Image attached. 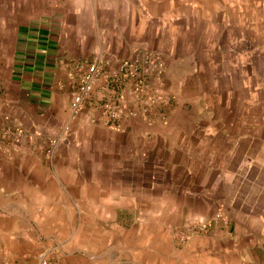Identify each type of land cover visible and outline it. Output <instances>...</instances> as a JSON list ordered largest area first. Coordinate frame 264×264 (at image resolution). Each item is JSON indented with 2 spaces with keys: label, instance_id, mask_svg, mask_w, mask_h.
<instances>
[{
  "label": "crops",
  "instance_id": "0c3cea01",
  "mask_svg": "<svg viewBox=\"0 0 264 264\" xmlns=\"http://www.w3.org/2000/svg\"><path fill=\"white\" fill-rule=\"evenodd\" d=\"M142 47L167 120H77L48 161L85 62ZM0 237L12 264H264V0H0Z\"/></svg>",
  "mask_w": 264,
  "mask_h": 264
},
{
  "label": "rangeland",
  "instance_id": "374dc122",
  "mask_svg": "<svg viewBox=\"0 0 264 264\" xmlns=\"http://www.w3.org/2000/svg\"><path fill=\"white\" fill-rule=\"evenodd\" d=\"M93 61L101 64V73L96 78L91 93L83 101L76 114L73 109L74 95L83 83L87 73V65ZM165 72L166 60L164 56L148 47L136 49L130 56L121 59L116 64L101 54H96L91 60L86 61L79 83L75 84L70 91L69 115L60 133L47 141L45 151L47 160L50 162L53 160L61 141L71 132L73 123L77 120H82L85 125L90 126L95 124L119 126L126 123L127 120L140 119L145 125H150L154 120V114H158L160 120L165 122L168 111L174 103V96L166 92ZM101 81H104L103 85L108 91L100 99L98 97V85ZM88 108L93 115L94 113L99 114V117L87 115L85 110ZM65 127H69V129H65ZM53 141H56L57 144L53 153L50 154L49 149L52 147ZM221 213H216L214 218L219 219L218 216ZM200 221L204 220L195 217L189 219L185 226L176 232L177 241L184 245L178 239L179 231L186 230L189 225L192 227L193 224H198ZM198 232L203 231L197 230L196 233ZM5 240V237H0V264H12L10 254L5 251ZM56 247L55 245L38 246L36 260L29 264H40L44 258L48 260V264H52L53 258H56L58 253Z\"/></svg>",
  "mask_w": 264,
  "mask_h": 264
},
{
  "label": "built area",
  "instance_id": "2783aa9c",
  "mask_svg": "<svg viewBox=\"0 0 264 264\" xmlns=\"http://www.w3.org/2000/svg\"><path fill=\"white\" fill-rule=\"evenodd\" d=\"M101 69V64L97 61H93L87 65V73L83 80V83L79 86L77 93L74 95L73 109L76 114L78 113L83 101L91 93L94 82L101 73ZM65 129H69V127H65ZM52 143V147L49 149L50 154L53 153L57 144L56 141H53ZM218 218H223V216L220 214ZM206 226L207 224L204 221H200V223L198 224H193L192 227L189 225L186 230L179 231V241L183 244H187L197 230L204 231L206 229ZM40 264H48V260L44 258L40 262Z\"/></svg>",
  "mask_w": 264,
  "mask_h": 264
}]
</instances>
